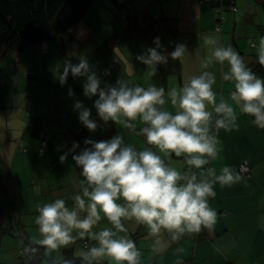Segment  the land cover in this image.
<instances>
[{"label": "crops", "instance_id": "crops-1", "mask_svg": "<svg viewBox=\"0 0 264 264\" xmlns=\"http://www.w3.org/2000/svg\"><path fill=\"white\" fill-rule=\"evenodd\" d=\"M129 1L133 6L132 13L144 7L145 0ZM114 4L117 6L116 2ZM117 7L114 8L109 0H94L84 19L58 39L28 46L23 52L11 54L1 62L0 212L6 213L10 210L9 206L13 207L15 212L9 219L12 233L0 240V264L19 263L24 250V240H29L33 235L38 236V228L34 222H29L33 228L32 232L28 230L27 223L21 225L20 222L23 213L30 212L26 209L27 199L33 202L29 194L26 197L23 193V183L29 181L33 185L36 203H48L63 198L71 207L72 197L83 179L80 169L72 159L74 154H79L80 149L75 153L69 152L75 142L72 134L86 131L92 140H108L115 136L116 127L119 126L112 122L105 125L99 119L94 108V100L98 97L90 99L84 96V78H73L69 74L66 83L63 86L60 84L59 76L63 72L65 61L71 60L76 64L80 55L85 56L96 66L102 86L104 83L115 85L119 78L143 86L142 80L135 79L139 63L135 67L129 58L135 50L130 46L118 47L122 40L119 39L122 31L118 25ZM192 8L187 4L181 6V16L185 11L194 13ZM199 9L189 18L169 22L175 33L168 36L167 42H170L172 36L173 44L170 42V45L175 47L178 43L184 44L188 49L180 59L182 74L178 87L190 76L207 70L216 76L214 90L218 96L224 95L227 99L234 90L233 83L224 81L221 76L222 71H227V64L221 66L214 62L208 69H203L201 61L210 54V49L203 45L198 36L213 35L220 46L231 45L249 65L254 61L256 52L250 55L246 40L248 36L256 38L257 33L248 35L246 25L250 19L246 14L242 19L245 24L242 27L243 32L239 30L240 34L237 33L236 21L233 23L225 19L220 34L216 32L219 24L216 7L200 6ZM94 11L95 17H92ZM151 15L154 13L151 12ZM253 25L258 27L259 35L264 36V24H257L253 20ZM159 31L162 34L163 27H160ZM72 53L75 54L71 55ZM136 57L133 55L134 59ZM114 59L116 63L113 67L111 62ZM122 62L124 68L120 69ZM126 64L131 66L132 70ZM105 71L109 74L104 75ZM69 88L75 94L72 98L68 96ZM76 100L91 109L92 117L100 125L95 132H90L80 122L78 112L74 111ZM165 107L171 110L170 104ZM63 113H68V117L63 119ZM237 114L239 130H219L217 135L222 151L217 160L205 167H214L219 173L220 168L227 165L239 173L241 163L248 161L251 176H242L241 181L230 187L215 185L216 196L214 199L209 198V203L218 213L217 220L211 229L202 228L197 240L194 239L197 234L195 233L172 242L165 233V239L169 240L168 246L154 252L153 238L148 236L147 229L129 224V236L142 253L141 264H264V129L253 126L250 123L252 117L241 115L239 112ZM137 123L138 128L129 129V135L135 139L131 144L137 147L146 146L138 143L133 135L134 131L137 132L141 127L139 122ZM213 132L215 133L214 128ZM44 140L48 142V147L43 155L40 149ZM124 142L129 143L125 140ZM65 152H69V155L62 163L60 156ZM171 164L178 169L186 168L183 158H177L174 154ZM16 225L21 227V235H18ZM104 226L110 227L109 224L99 227ZM86 243L94 242L78 239L68 247L59 249L60 256L54 253L50 257L47 256L43 264H60L63 259H72L75 264H79L76 254L85 250ZM177 248H182L183 252L177 253Z\"/></svg>", "mask_w": 264, "mask_h": 264}, {"label": "clouds", "instance_id": "clouds-1", "mask_svg": "<svg viewBox=\"0 0 264 264\" xmlns=\"http://www.w3.org/2000/svg\"><path fill=\"white\" fill-rule=\"evenodd\" d=\"M198 39L210 49L201 61L203 69L214 62L227 64V71H222L221 76L234 85L229 98L218 96L214 90L216 76L207 70L166 92L154 84L141 86L123 78L117 79L115 85L102 86L96 66L85 56L80 55L76 64L65 61L60 84L66 83L69 74L84 78V96L98 97L94 108L99 119L105 125L112 122L133 130L139 122L137 135L144 138L146 146L126 144L121 134L101 141L86 138V147L72 156L83 179L71 207L63 198L36 206L34 223L38 236H31L24 247L29 259L36 257L41 248L47 257L78 239H88L94 243L84 245L85 250L76 254L79 264H141L142 253L129 236V224L147 229L153 238L154 252L168 246L165 233L170 241L177 242L215 225L218 213L209 203V198L216 196L215 185L230 187L242 176L227 165L219 173L216 168L205 166L217 160L222 151L219 130H239L238 112L252 117L253 126L264 129V78L257 76L231 45L220 46L213 35ZM153 43L155 47L136 57L153 69L149 75L154 74L157 65L167 63L169 57L178 60L188 51L186 45L178 43L173 51L162 54L160 37ZM251 47L264 67V36ZM74 95L69 88L68 96ZM167 104L171 110L165 107ZM74 111L90 132L100 127L91 109L80 100L75 101ZM78 148L80 145L73 142L69 152L75 153ZM69 152L60 156L62 163ZM173 154L183 157L186 168L172 166ZM102 220L110 227H99ZM181 252L183 249L177 248V253ZM60 264L75 262L63 259Z\"/></svg>", "mask_w": 264, "mask_h": 264}, {"label": "trees", "instance_id": "trees-1", "mask_svg": "<svg viewBox=\"0 0 264 264\" xmlns=\"http://www.w3.org/2000/svg\"><path fill=\"white\" fill-rule=\"evenodd\" d=\"M93 2L94 0H0V65L11 54L23 52L28 46L56 40L67 33L84 19ZM229 2L232 4V0H225L226 4ZM211 6L216 7L213 4ZM151 16L152 21L148 24L151 25V28H147V31L148 29L151 31H149L150 35L147 36V41L149 39L153 41L159 37L157 27H163V51L165 54L170 53L175 48L167 42L168 36L175 33L169 24L168 19L170 18L163 17V19L158 20L153 15ZM248 66L257 76L264 78V67L258 63L256 56H254L252 64ZM175 73L179 76L182 74L180 59L172 60L169 57L168 62L162 65V69L160 67L158 79L159 86L165 88L166 92L168 78ZM72 137L80 145V150L86 147L84 140L86 138L91 139L89 132L86 131L75 132ZM43 142H46L47 149L48 142L46 140ZM9 207L10 210H7L6 213L0 212V240L5 235L11 234L13 230L9 227L11 225L9 219H11V214L15 212V209ZM27 243L28 239L25 240L24 247ZM43 252L44 249L41 248L36 257L29 259V254L23 250L17 264H43L46 259Z\"/></svg>", "mask_w": 264, "mask_h": 264}, {"label": "rangeland", "instance_id": "rangeland-1", "mask_svg": "<svg viewBox=\"0 0 264 264\" xmlns=\"http://www.w3.org/2000/svg\"><path fill=\"white\" fill-rule=\"evenodd\" d=\"M110 3L113 5L114 8H116L117 6H115L114 1L113 0H109ZM133 1V0H132ZM185 4H187V6H192V10H194V13L185 11L184 14L181 16L180 14V9L181 6H184ZM193 4H195V6H193ZM230 4V2H229ZM229 4L225 3V0H220V6L223 9V17L228 20H231L233 23L236 21L237 25H238V31L237 33L240 34L239 30L243 32V28L244 27V21H242V19H244L245 15L248 14L249 17V21L247 19V21L249 22L248 25H246L247 30H248V35H251L252 32H256V38L253 37V40L251 39L250 36H248L247 38V42H248V48L250 49V55L254 54L253 52L255 49H253L251 47V44L254 42L258 45L259 42V32H258V27L253 25V20L257 22V24H264V0H232V8H227ZM143 9L142 10H137L135 13H132L131 10L128 12L127 17L124 19L121 17L120 15V8H118L119 10V14L117 12V18H118V25L121 28V34L119 36V39H122L119 42V46L122 45V47L124 46H130L131 48H133L135 51L134 53L130 54L129 58H130V62H133L135 64V67L137 66V63H139V68H137V71H135V79L136 80H142V85L143 86H148L149 84H154L157 87L159 86V73H160V67L162 69V65H157L154 71L153 75H149V73L153 72L152 68L147 67L146 65H144L143 63L139 62L137 59L133 58V55H141L147 52V49L150 47H155V44L153 43V41H150V39L147 41V36L150 35L151 30H149L151 28V25H148L151 21H152V16H151V12L152 14L154 13V17L158 20L163 19V17L166 18H171L168 19L170 22H173L174 20L176 21H180L181 19H186L189 18L190 16H193V14L195 15L196 12L198 10H200V6L203 7L204 5L202 3H200V0H145L143 2ZM215 5V4H213ZM197 6V8H195ZM211 6V5H208ZM215 7V6H214ZM216 12H218V8L216 7ZM219 13V12H218ZM217 13V14H218ZM219 19H220V15L218 14ZM92 17H95V11L93 12ZM99 17V16H96ZM149 19V20H148ZM165 21V20H164ZM166 22V21H165ZM130 26V29L128 30V27ZM149 27L148 31L147 28ZM158 31H159V27H157ZM250 32V33H249ZM159 37L161 40V45L162 47L159 49V51L162 54H165V52L163 51V32L162 34L159 31ZM172 37V36H171ZM170 37V42L173 44V39ZM236 39H238V37L236 36ZM252 40V41H251ZM170 42H168L170 44ZM248 49V50H249ZM121 68H124V64L123 62L121 63ZM127 65V64H126ZM128 68L130 70L131 66L127 65ZM139 70V71H138ZM179 75L178 74H172L169 76L168 78V84H167V90L171 87H178L179 84ZM136 124H138L136 122ZM136 128H138V125H136ZM139 130V129H138ZM137 130V132H138ZM137 132L134 131V137L136 138L138 143H142L143 145H145L144 142V138L139 137L137 135ZM117 134H121L124 137V140L131 143L133 142V140H135L131 135H129V129H125V128H121L120 126L116 127V131H115V135ZM127 138V139H126ZM21 148V147H20ZM22 150V148H21ZM40 185V184H39ZM23 193H25L26 197L29 196L31 197V199L33 200V202L36 201V198L33 194V185L30 184L29 181L23 183ZM30 202L27 199V207L26 209L30 212L27 213H23V217L20 218V222L21 225H24L25 223L28 224V230L32 232V225L29 222H34L35 216L38 215V213H36V207L37 204L39 203L40 205H42L43 201H39L38 203H33ZM28 218V219H26ZM108 222L106 220H102L100 225H107ZM17 227V225H16ZM27 229V228H26ZM16 231L18 232V235L21 233V227H17ZM15 231V232H16ZM16 233H14L15 235ZM21 235V234H20ZM21 237V236H20ZM23 237V236H22ZM24 239V237H23ZM22 239V240H23ZM25 243V240H24ZM22 250V248H21ZM54 255L56 256H60V250L53 252ZM50 257V256H49Z\"/></svg>", "mask_w": 264, "mask_h": 264}, {"label": "built area", "instance_id": "built-area-1", "mask_svg": "<svg viewBox=\"0 0 264 264\" xmlns=\"http://www.w3.org/2000/svg\"><path fill=\"white\" fill-rule=\"evenodd\" d=\"M116 3H117V5L120 8V15L123 18H125L127 16L128 12L130 10H133V6H132V4H131V2L129 0H116ZM200 3H202L204 6L211 5V4H215L216 5V7L218 8L219 15H220L219 24L216 27V32L222 34V23L225 21V18L223 17V13L224 12H223V9L220 6V0H200ZM228 7L232 8V4L228 5ZM115 63H116V60L114 59L111 62V65H113V67H114ZM66 117H68V113H63L62 118L65 119ZM214 131L216 132L215 128H214ZM46 150H47L46 149V142H43L42 149H41V154H43V155L46 154ZM239 173L243 177H250L251 176V167H250L248 161H243L241 163L240 168H239ZM200 232L196 234V236L194 238L195 240H197L199 238Z\"/></svg>", "mask_w": 264, "mask_h": 264}]
</instances>
